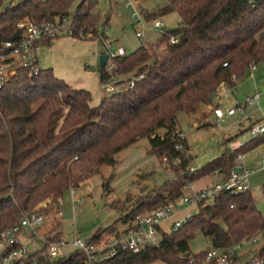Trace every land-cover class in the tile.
<instances>
[{
	"label": "trees",
	"instance_id": "obj_1",
	"mask_svg": "<svg viewBox=\"0 0 264 264\" xmlns=\"http://www.w3.org/2000/svg\"><path fill=\"white\" fill-rule=\"evenodd\" d=\"M166 2L141 14L150 23L175 13L176 28L163 31L155 43H142L130 54L111 58L110 71H106L108 63L100 68L101 83L114 75L130 77L127 87L103 96L97 106L91 105L88 90L64 83L51 69L39 68L30 75L27 68L18 67L0 87V231L47 199L51 202L43 212L53 213L54 206L56 213L61 212L59 200L66 192L78 189L102 165L141 139L148 140L149 153L160 163L165 161L174 178L126 212L123 224L177 200L189 183L213 174L225 180L238 155L264 143V134L251 138L241 148L226 149L190 171L189 147L178 136L177 121L179 114H194L200 104L212 105L220 85L234 88L233 76L240 81L251 64L264 62V0ZM97 6V0H0V44L19 39L16 25L22 19L43 25L64 17H71V37L97 40L102 36L101 24L108 23ZM56 39H44L43 46ZM124 204L113 205L126 211ZM50 226L44 237L61 240V222ZM112 228L98 229L90 240ZM263 231L264 220L250 189L241 194L221 191L176 231L163 233L157 245L106 264H215L205 262L208 250L190 252L189 242L197 232L210 242V249L227 250ZM44 251L37 255L38 264H79L77 253L51 261Z\"/></svg>",
	"mask_w": 264,
	"mask_h": 264
},
{
	"label": "rangeland",
	"instance_id": "obj_2",
	"mask_svg": "<svg viewBox=\"0 0 264 264\" xmlns=\"http://www.w3.org/2000/svg\"><path fill=\"white\" fill-rule=\"evenodd\" d=\"M163 1L148 0L146 5L158 7ZM117 3L111 0H98L97 8L100 9L102 19L104 20L108 16V23L105 26L103 25L104 22L101 24L100 33L102 36L99 39L82 40L62 32L52 44L43 46L37 55L38 68L51 69L55 77L64 83L75 88L88 90L92 95L91 105L93 106H97L103 96L111 94L115 90H122L128 85L127 79L130 75H114L108 82H100L99 56L105 54L108 47H110L111 53H116L121 48L124 54H130L142 43H155L163 31L176 28L179 21L177 14L170 13L162 19L164 28L154 31L149 30L151 24L147 22L148 24L143 25V37L139 39L135 35L138 26H136L135 20L131 18V9H125L122 1ZM75 6L73 5L70 10L71 15L75 11ZM70 19L71 17H67L68 21ZM109 63L110 61L108 66L111 65ZM106 71H110L109 67L106 68ZM236 83L238 86L232 90L230 102L228 100L230 93L226 89L219 87L217 92V97L228 103L225 105V109H236L235 115L225 117L220 126L212 125L195 133L189 132L192 138L191 164L188 166L190 169L192 166L200 168L220 156L226 149H229V142L231 141L247 142L249 140L248 130L259 122H264V90L261 91L264 88V62L257 64V70L253 73L252 78L243 79ZM256 94L259 95L257 104L247 105L246 99ZM240 106L241 109L238 110ZM200 111L198 115H190L189 119L185 114H179L177 119H179L181 126L187 130L189 120L191 124L197 121ZM67 112L68 109L65 107L63 109L64 115ZM228 136L231 137L226 138ZM149 148L148 140L141 139L116 154L112 158V162L102 165L98 173L84 180L80 187L75 189V196L81 199V204L71 203L69 193L66 194L63 198V206L66 204V207H61V211L63 209L62 217L56 213V206L53 207V213L46 214L43 212L45 207H38L39 204L42 205L43 203L37 204L34 209L38 207V211L43 214L45 219V225L41 232L46 233L50 229V225L59 221L61 222L62 239L69 242L75 234H78L79 238L83 240H88L100 228L124 227L126 224L122 223V217L126 212H129L135 204L146 199L149 195H155L162 191L163 184L174 178L166 162L160 163L155 155L149 153ZM263 154L264 143L241 154L240 163L242 167L254 171L248 179V186L264 220V168H261V156ZM208 178H210V185L220 180V177L209 176ZM108 179H110L109 188L105 189L103 184ZM198 181L193 182L194 188H203L205 185L200 182L197 183ZM183 193L189 195L188 187L183 189ZM113 204L120 206L124 204L126 211L114 208L115 205ZM196 212L197 208L195 207L188 209V211L184 207L177 208L176 212L162 223V233H171L174 221L183 219L187 213L193 215ZM160 239L161 236H158L157 242ZM22 243L30 252L39 251L43 246L42 241L31 242V239L27 237L22 238ZM210 248V242L199 232L189 242V250L193 254ZM148 264L166 263L154 261Z\"/></svg>",
	"mask_w": 264,
	"mask_h": 264
},
{
	"label": "built area",
	"instance_id": "obj_3",
	"mask_svg": "<svg viewBox=\"0 0 264 264\" xmlns=\"http://www.w3.org/2000/svg\"><path fill=\"white\" fill-rule=\"evenodd\" d=\"M98 1V0H97ZM100 1V0H99ZM123 2L124 6L131 9V18L135 20L137 30L135 35L141 39L143 37V25L147 23L140 10L136 8L134 0H115ZM148 24V23H147ZM149 30H161L164 24L158 18L150 22ZM20 31L19 39L15 41H5L0 44V87L3 83L16 73L18 67H24L29 70L30 75L36 74L39 70L37 55L43 47V40L47 38L58 37L60 33L66 32L71 35L70 23L66 17L61 21H55L43 25H36L27 19L18 21L16 25ZM171 42L176 40L171 38ZM106 49L105 54L108 56V61L111 58L124 54L119 48L116 53ZM111 69V65L108 66ZM257 65L251 64L246 74H251L256 70ZM233 82H237L235 77H232ZM224 84L220 88H225ZM218 92V91H217ZM259 95L256 94L246 99L247 105L257 104ZM225 102L215 97L212 105L207 107L211 111L213 117L212 125L220 126L225 117L235 115V108H224ZM241 107H238L240 110ZM249 139L264 134V122L252 126L249 130ZM180 139H185L182 132L178 133ZM244 143L235 140L229 142L231 151L237 150ZM176 148L181 149L180 146ZM241 155L236 157V166L230 171L228 177L220 179L213 184L195 189L193 183L187 184L190 190L189 195H185L182 190V195L173 202H168L163 207L154 209L149 212H144L135 216V218L127 223L122 228H112L107 233L102 234L96 240H83L75 234L71 241L66 242L63 239L59 241L47 240L41 232L45 225V219L38 207H46L51 202L50 199L39 204L38 207L31 212L22 215L18 222L0 231V264H38L37 255L45 248L44 254L53 261L60 258H66L74 254L79 255V264H106L123 255H137L145 248L151 245H157L158 236H162V223L173 213L177 208L184 207L186 211L195 207L197 211L207 205H211L218 193L221 191H231L235 194H241L249 190L248 179L253 170L242 167ZM262 169L264 168V154L261 156ZM193 169L191 168L190 171ZM183 188V189H184ZM72 195L75 194V189L69 190ZM81 204L79 198L75 200ZM62 204V199L59 200V205ZM61 217V212H58ZM191 217V213L181 219L174 221L172 231H176L187 219ZM40 233V234H39ZM27 237L32 241H42L43 246L39 251L30 252L29 249L22 243V238ZM264 231L253 236L245 237L239 241L237 245L227 250L210 249L206 253L205 262H213L215 264H264ZM246 248V250H245ZM245 250V251H243Z\"/></svg>",
	"mask_w": 264,
	"mask_h": 264
},
{
	"label": "crops",
	"instance_id": "obj_4",
	"mask_svg": "<svg viewBox=\"0 0 264 264\" xmlns=\"http://www.w3.org/2000/svg\"><path fill=\"white\" fill-rule=\"evenodd\" d=\"M111 1H113L114 3H117L115 0H111ZM135 2H136V8H138L140 11H148V12H152V11H156V10H158L159 8H162V7H164L165 5H166V0H164L161 4H159V6L157 7V6H153V5H151V6H147L146 5V1H148V0H134ZM118 4V3H117ZM125 7V6H124ZM125 9H128L127 7H125ZM100 10V9H99ZM167 15H169V14H167ZM167 15H165V16H162V17H160L159 19L162 21V19H164V17H166ZM163 23V22H162ZM256 70H257V67H256ZM255 70V71H256ZM254 71V72H255ZM253 72V73H254ZM253 73H251V74H246L245 76H244V80L245 79H249V78H252V75H253ZM242 79V80H243ZM241 81V80H240ZM237 84V83H236ZM238 86V85H237ZM237 86L236 87H234V88H229V87H225V88H222V89H226L230 94H229V96H228V100L231 98V94H232V90H234L235 88H237ZM264 90V88L263 89H261V91H263ZM215 101V100H214ZM229 102H230V100H229ZM226 104H228V103H226ZM239 105V104H238ZM241 107V106H240ZM199 110H201L200 111V115H199V117H198V120L197 121H194L193 122V124H191V122H190V120H189V122L187 123V126H188V129L186 130L184 127H182L181 126V124H180V121H179V119H177V121H178V127H179V129L181 130V132L184 134V137H185V139H186V141H187V144H188V147H189V151H188V154L190 155V147H191V145H192V138H191V135L189 134V132H193V133H195L196 131H201V130H203V129H206V128H208V127H211L212 126V122H213V117H212V115H211V111H210V109L206 106V105H203V104H200V105H198L197 106V109H196V112L194 113V114H190V115H198V113H199ZM190 115H186L187 116V119H189V117H190ZM234 116V115H233ZM233 116H231V117H233ZM201 121H203V122H201ZM229 137H231V136H228V137H226V138H229ZM224 139V138H223ZM190 157H191V155H190ZM190 164H191V162H190ZM195 168H198V167H193L192 166V169H195ZM209 176H211V177H220L219 179H222V176H218V175H216V174H213V175H209ZM209 176H207L206 177V179L205 178H203V179H201V180H199L197 183H202L203 185H205V186H203V187H206V186H209L210 185V178H208ZM202 181H204V182H202ZM67 193H69V195H70V197H71V203H73V204H75V203H77L75 200H76V196H75V194L74 195H72L71 193H70V191H68V192H66L65 194H64V196H63V198L66 196V194ZM63 198H62V204H61V207H66V204L63 206ZM79 204V203H78ZM62 211H63V209H62ZM62 211H61V217H62Z\"/></svg>",
	"mask_w": 264,
	"mask_h": 264
},
{
	"label": "water",
	"instance_id": "obj_5",
	"mask_svg": "<svg viewBox=\"0 0 264 264\" xmlns=\"http://www.w3.org/2000/svg\"><path fill=\"white\" fill-rule=\"evenodd\" d=\"M107 61H108V56L106 54H101L99 56V62H100V68H104L105 65L107 64ZM113 160L111 159V162Z\"/></svg>",
	"mask_w": 264,
	"mask_h": 264
}]
</instances>
